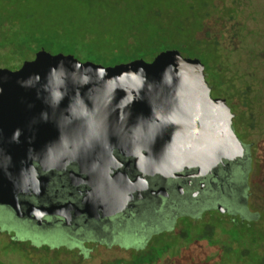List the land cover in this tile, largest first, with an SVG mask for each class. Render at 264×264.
Wrapping results in <instances>:
<instances>
[{"label":"flooded vegetation","instance_id":"flooded-vegetation-1","mask_svg":"<svg viewBox=\"0 0 264 264\" xmlns=\"http://www.w3.org/2000/svg\"><path fill=\"white\" fill-rule=\"evenodd\" d=\"M82 1L89 8L105 2ZM182 2L167 11L137 0L120 49L134 58L129 62H152L168 50L199 58L212 97L225 99L235 114L245 155L172 175L146 172L135 155L118 149L95 164L69 159L46 170L35 163V189L14 204L0 203V264H263V162L258 144L247 142L249 120L262 121V108L252 84H227L220 76L224 27L233 14L217 0ZM211 70L219 73L216 82Z\"/></svg>","mask_w":264,"mask_h":264},{"label":"water","instance_id":"water-1","mask_svg":"<svg viewBox=\"0 0 264 264\" xmlns=\"http://www.w3.org/2000/svg\"><path fill=\"white\" fill-rule=\"evenodd\" d=\"M234 117L204 63L179 50L105 66L43 48L17 70L0 67V203L35 189V163L95 164L115 149L146 172L209 171L245 155Z\"/></svg>","mask_w":264,"mask_h":264},{"label":"rangeland","instance_id":"rangeland-1","mask_svg":"<svg viewBox=\"0 0 264 264\" xmlns=\"http://www.w3.org/2000/svg\"><path fill=\"white\" fill-rule=\"evenodd\" d=\"M118 1L122 3L121 9L117 6ZM217 1L222 8L230 9L233 14L224 27L225 44L228 50L224 59L225 66L222 69L224 71L222 74H226L232 80H229L226 75L220 74V76L227 84L228 82L235 85L250 83L254 86L253 98L258 104L257 108H262V111L257 109L256 114L262 121H258L261 122L259 125L255 117L250 118L248 126L250 134L247 142L258 144L257 153L259 152L258 155L261 156L263 162L261 166L264 171V0ZM147 2L149 8L152 4L155 6L159 3L167 11L177 10L178 7L183 6L182 0H159L158 2L147 0ZM136 4L137 0H105L104 5L89 8L85 2H79V0H0V26L11 29L22 22V27H25L30 36L41 37L43 32L47 35L53 32L57 34V26L63 24L66 29L59 31L58 34L68 39L76 36L84 42L97 40L98 43L95 41L93 48L86 43L85 46L88 50L99 53L105 50V46L111 48L116 44L124 45L129 19L128 9ZM216 12L219 13V10ZM70 21L74 22L77 28L79 27L78 31L67 27ZM37 25H40L41 35L35 28ZM231 30H234V34L230 40ZM11 33L17 32L14 30ZM185 40L182 39V41ZM103 53L109 56L107 58L109 62L123 56L122 50L117 52L110 50V53L103 51ZM211 58L214 60L215 56ZM211 71L210 77L216 82L214 76L219 73L216 70Z\"/></svg>","mask_w":264,"mask_h":264},{"label":"trees","instance_id":"trees-1","mask_svg":"<svg viewBox=\"0 0 264 264\" xmlns=\"http://www.w3.org/2000/svg\"><path fill=\"white\" fill-rule=\"evenodd\" d=\"M213 1L216 2V0H211V2ZM67 27H72V29L75 31L79 30V27L77 28L76 24L71 21L70 23L68 22ZM35 28L40 34V25H37V27ZM65 29L63 24H60L57 26V34L53 32L50 35H47L45 34V32L42 31V35L40 34L41 37H33L28 34L25 27H22V22L17 23V25H14V27H12L11 29H8L7 26H0V61L2 62L0 63L1 67L14 70L18 69L22 66L25 61L33 59L35 53L41 48H45L47 51L54 54H72L82 61H93L95 63L103 64L105 66H113L123 62H129L130 60L134 59L130 58L128 55H125L123 52V56L121 55L116 59L114 58L112 62H109V60L107 59L109 58V56H105L103 51H109L110 53V50H113L114 52H117L121 50L119 45L115 43L116 45L111 48L105 46V50L103 49L102 52L94 53L93 50H88V48H86L87 46H85V43L88 46L90 45V48H93L95 44L94 42L96 41L98 43L97 40H87L86 42H84L82 40H79L76 36L72 39L63 38V36L58 34V32L65 31ZM14 30L17 33L12 34L13 32L11 33V31ZM3 52L5 54H2ZM204 60L207 63L210 62L208 58H204Z\"/></svg>","mask_w":264,"mask_h":264}]
</instances>
